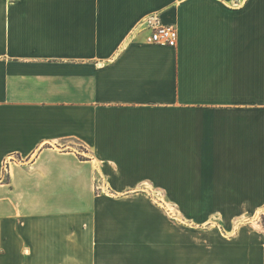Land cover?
Returning a JSON list of instances; mask_svg holds the SVG:
<instances>
[{
	"label": "crops",
	"instance_id": "crops-1",
	"mask_svg": "<svg viewBox=\"0 0 264 264\" xmlns=\"http://www.w3.org/2000/svg\"><path fill=\"white\" fill-rule=\"evenodd\" d=\"M98 184L219 227L102 241ZM260 212L264 0H0V264H264Z\"/></svg>",
	"mask_w": 264,
	"mask_h": 264
},
{
	"label": "rangeland",
	"instance_id": "rangeland-1",
	"mask_svg": "<svg viewBox=\"0 0 264 264\" xmlns=\"http://www.w3.org/2000/svg\"><path fill=\"white\" fill-rule=\"evenodd\" d=\"M96 194H105L107 197L104 200L99 198L100 201L94 207L97 213L94 227L97 228L98 221L100 227L102 225L101 233L103 235L100 233L102 241L166 242L171 229L176 233L178 227H200V229L190 231V235H170V238H174V240L184 238L185 241H195L198 238V232L208 234V230H206L208 227H219L218 224H196L183 216L180 217L179 211L181 213V210L177 204L160 202L156 193L153 192L151 195L147 190L113 195L98 184ZM256 225L264 227L262 212L247 219L235 220L232 228ZM214 230L209 232H215ZM231 232L233 231L230 230L229 235L226 236H233L234 234H230Z\"/></svg>",
	"mask_w": 264,
	"mask_h": 264
},
{
	"label": "built area",
	"instance_id": "built-area-1",
	"mask_svg": "<svg viewBox=\"0 0 264 264\" xmlns=\"http://www.w3.org/2000/svg\"><path fill=\"white\" fill-rule=\"evenodd\" d=\"M149 34L145 42L161 46L176 47L178 43V30L174 25H155L151 21L146 25Z\"/></svg>",
	"mask_w": 264,
	"mask_h": 264
}]
</instances>
